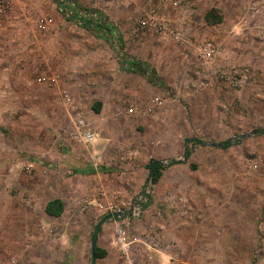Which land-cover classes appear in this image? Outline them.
Masks as SVG:
<instances>
[{"label":"rangeland","instance_id":"1","mask_svg":"<svg viewBox=\"0 0 264 264\" xmlns=\"http://www.w3.org/2000/svg\"><path fill=\"white\" fill-rule=\"evenodd\" d=\"M76 2L102 11L125 53L163 85L120 68L109 40L52 0H9L0 18V264H90L104 208H129L151 160L164 169L149 203L129 224L102 223L97 246L107 253L95 264H158L147 257L154 250L166 264H264V0ZM45 16L52 22L41 30ZM104 123L124 143L118 167L81 139L87 129L104 135ZM226 139L237 143L215 145ZM94 162L114 173H91ZM53 198L59 216L44 211ZM117 224L131 239L125 252Z\"/></svg>","mask_w":264,"mask_h":264},{"label":"trees","instance_id":"2","mask_svg":"<svg viewBox=\"0 0 264 264\" xmlns=\"http://www.w3.org/2000/svg\"><path fill=\"white\" fill-rule=\"evenodd\" d=\"M58 9V11L68 20H74L84 28L92 31L93 33L103 36L109 40L112 46L117 61L120 68L128 71L134 72L144 76L148 82L154 85H163V81L157 75L155 69L148 63L141 60L135 59L125 53L123 50V41L121 35L117 31L116 27L108 20L107 16L100 10L94 8H85L79 5L76 0H52ZM92 109L94 112L98 113L100 111V103L94 102L92 104ZM261 132H264V128H261ZM237 143V140L231 141V139H226L218 143V146L222 148L229 147ZM189 151L185 149L184 156L187 157ZM155 160H151L149 164V173L146 181L156 184L160 177L163 165L159 162L152 171H150L151 165ZM194 167L193 164H190ZM151 197L149 198L150 201ZM149 201L145 204L149 203ZM45 212L52 216H59L63 211V203L59 198H53L48 200L45 204ZM97 238V231L91 234V239ZM107 251L96 245L95 256L96 258H101L106 255Z\"/></svg>","mask_w":264,"mask_h":264},{"label":"built area","instance_id":"3","mask_svg":"<svg viewBox=\"0 0 264 264\" xmlns=\"http://www.w3.org/2000/svg\"><path fill=\"white\" fill-rule=\"evenodd\" d=\"M8 2L9 0H0V18L4 14ZM51 22L52 19L45 16L39 20L37 27L41 30H46ZM81 138L86 141L90 138V134L88 132H84L82 133ZM153 185L154 184L145 181V183L135 194L134 198L131 200L129 208L126 211L118 206H110L109 210L112 212H118L117 217L121 218V220L127 221V224H129L130 220L138 219L145 209V204L151 197ZM114 236L116 242L120 245L121 250L125 252L129 243L131 242V239H128L126 234V229H124L120 224H117L114 228Z\"/></svg>","mask_w":264,"mask_h":264},{"label":"crops","instance_id":"4","mask_svg":"<svg viewBox=\"0 0 264 264\" xmlns=\"http://www.w3.org/2000/svg\"><path fill=\"white\" fill-rule=\"evenodd\" d=\"M108 128H109V126H108ZM108 128H105V123H104V135H102V136H97L96 135L98 132H102L101 128H96L97 131L96 130H91V129L85 130L84 132H88L90 134V138L88 140H86L85 143L87 145L88 144H92L93 145L92 146V150L93 151L91 152L93 156H94V153L96 154V153H99L101 150H103L102 146H104V154L106 152L107 153H112L110 155L108 154V156L111 157V158H109L110 162H114L113 165L115 167L116 166L118 167L119 163H117L116 160L113 161L112 159L115 157V153L117 154V152H119V147H121V148L124 147V143L119 145L118 144V140H115L116 137H115V139H114V137H112L110 129H108ZM155 161H159V160H155ZM95 165H97L96 162H94L93 167L90 168L91 169V173H93L94 170H96V168L97 169H104V174H111L112 175L114 173L112 168H109V167H106V166H101V165H98V166H95ZM104 165H106V164H104ZM163 169H164V167H163ZM76 172H78V171H75V174H78ZM115 172H116V174L119 173V171H117V170H115ZM161 175H162V171H161ZM110 206H112V204H110L109 206H106L104 208V213H110V212H108V211H110L109 210ZM44 211H45V209H44ZM96 231H98V230H96ZM96 245H97V243H96ZM167 256L168 255L165 252H163V251L154 250V251H151L147 257H148L149 260L152 259L153 257H155V259L157 258V262L156 263H158V264H166L167 262H169V258H167ZM101 258H104V257H101Z\"/></svg>","mask_w":264,"mask_h":264},{"label":"water","instance_id":"5","mask_svg":"<svg viewBox=\"0 0 264 264\" xmlns=\"http://www.w3.org/2000/svg\"><path fill=\"white\" fill-rule=\"evenodd\" d=\"M185 141H187V139H185ZM215 145H218L215 144ZM185 157V156H184ZM186 158V157H185ZM160 161H154L153 164L151 165V168H150V171L153 170V168L159 163ZM118 215V212H110V213H107L105 215H103L99 220L98 222L95 224L94 226V230H98L101 226V224L107 220V219H110V218H113L115 216ZM96 243H97V239L96 238H92L91 241H90V264H95L96 263V256H95V247H96Z\"/></svg>","mask_w":264,"mask_h":264}]
</instances>
